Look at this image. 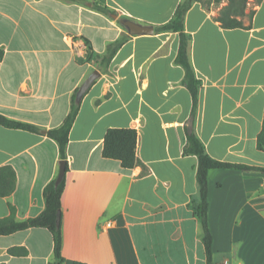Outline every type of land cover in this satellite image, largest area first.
<instances>
[{"label": "crops", "instance_id": "crops-1", "mask_svg": "<svg viewBox=\"0 0 264 264\" xmlns=\"http://www.w3.org/2000/svg\"><path fill=\"white\" fill-rule=\"evenodd\" d=\"M89 1L158 25L182 0ZM227 2H194L184 16L189 60L201 82L192 119L184 70L174 63L177 32L130 35L102 73L85 56L128 34L118 19L74 2L0 0V114L54 128L74 90L93 70L100 72L68 134L64 264H205L191 207L197 158L183 152L186 128L214 159L264 167V151L256 147L264 112V0H248L245 13L254 12L243 17L247 29H225L214 19ZM109 128L136 129V155L145 169L102 156ZM59 162L48 136L0 125V166L16 173L14 191L0 197V218L9 215V203L16 219L38 215ZM207 180L214 263L264 264V172L215 168ZM12 247L28 253L11 255ZM52 247L42 227L0 235V264H47Z\"/></svg>", "mask_w": 264, "mask_h": 264}, {"label": "trees", "instance_id": "trees-1", "mask_svg": "<svg viewBox=\"0 0 264 264\" xmlns=\"http://www.w3.org/2000/svg\"><path fill=\"white\" fill-rule=\"evenodd\" d=\"M64 2H74L84 5H89L90 8L103 13L107 16L116 14L114 10L107 6L100 5L96 1L89 0H61ZM218 4L222 0H210ZM259 1V0H256ZM194 2L205 3L204 0H182L176 6L171 18L158 25H151L154 33L160 32H177L179 37L177 53L174 58V63L180 65L184 70V76L181 84L186 87L190 93L192 100L191 118L195 116L196 106L198 102V91L200 87V80L195 76L194 70L188 56V42L189 36L184 32V16L187 10ZM248 0H228L227 4L222 6L214 19L220 24L222 28H249L250 24L244 25L243 17L248 16L251 19L253 10L245 13ZM206 2V6H208ZM117 22L120 24L119 20ZM121 25V24H120ZM122 26V25H121ZM123 27V26H122ZM124 28V27H123ZM130 35L123 33L116 40L109 42L103 53H95L91 49L85 56L86 61H94L96 68L102 72H108V65L115 55L117 50L122 46ZM87 42V41H86ZM4 56V49L0 46V61ZM77 88L71 95L70 106L68 113L60 125L44 129L37 125L16 121L0 114V125L10 129H21L37 134H44L54 140L58 146L59 161L65 162V172L67 171V153L66 147L68 143V134L74 123L78 113L80 102H76L75 95ZM186 143L184 145V154H192L197 158L196 166V183H197V197L191 202L193 214L200 221L202 233L201 240L205 250V264H215L213 259L212 249V233L208 223V180L207 175L210 169H238V170H257L264 172V167L251 166L242 163H231L220 161L211 157L204 148L195 132L186 128ZM137 145V131L135 128H109L107 129L103 138L102 156L105 158L116 159L120 161L123 168H133L144 165L136 155ZM256 147L260 151H264V112L262 118L261 130L256 137ZM145 171V170H143ZM55 178L51 179L43 188L44 209L36 216L26 219H16L15 208L12 204L9 206V215L0 218V235L12 234L16 231L25 230L32 227L46 228L52 237V257L47 264H64V257L62 255V232H61V195L65 185V175L56 183ZM16 186V173L12 166H0V197L9 196ZM8 252L14 256H25L28 251L25 247H12ZM73 264H85L83 262L75 261Z\"/></svg>", "mask_w": 264, "mask_h": 264}, {"label": "water", "instance_id": "water-1", "mask_svg": "<svg viewBox=\"0 0 264 264\" xmlns=\"http://www.w3.org/2000/svg\"><path fill=\"white\" fill-rule=\"evenodd\" d=\"M113 18L118 19L120 24L127 30L129 35L152 34L154 29L151 25L142 24L126 17H118L116 14L111 15ZM100 76L98 70H93L87 78L80 84L77 89L75 100L80 102L86 91L90 88L92 83ZM65 174V162H59L58 173L55 182L58 183Z\"/></svg>", "mask_w": 264, "mask_h": 264}, {"label": "rangeland", "instance_id": "rangeland-1", "mask_svg": "<svg viewBox=\"0 0 264 264\" xmlns=\"http://www.w3.org/2000/svg\"><path fill=\"white\" fill-rule=\"evenodd\" d=\"M205 2H208V4L212 5V2L210 0H204Z\"/></svg>", "mask_w": 264, "mask_h": 264}]
</instances>
